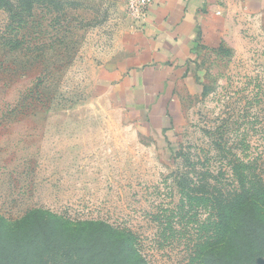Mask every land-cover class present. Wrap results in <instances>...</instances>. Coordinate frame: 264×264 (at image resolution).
<instances>
[{
  "label": "rangeland",
  "instance_id": "rangeland-1",
  "mask_svg": "<svg viewBox=\"0 0 264 264\" xmlns=\"http://www.w3.org/2000/svg\"><path fill=\"white\" fill-rule=\"evenodd\" d=\"M13 1L0 5V215L103 220L143 264H200L230 192L264 180V0H210L223 40L153 107L118 85L126 0Z\"/></svg>",
  "mask_w": 264,
  "mask_h": 264
},
{
  "label": "trees",
  "instance_id": "trees-1",
  "mask_svg": "<svg viewBox=\"0 0 264 264\" xmlns=\"http://www.w3.org/2000/svg\"><path fill=\"white\" fill-rule=\"evenodd\" d=\"M15 11L13 0H0ZM230 192L218 241L200 264H254L264 258V180ZM213 238V237H211ZM219 243V247L215 244ZM129 233L106 221L73 220L37 207L10 219L0 215V264H143Z\"/></svg>",
  "mask_w": 264,
  "mask_h": 264
},
{
  "label": "crops",
  "instance_id": "crops-1",
  "mask_svg": "<svg viewBox=\"0 0 264 264\" xmlns=\"http://www.w3.org/2000/svg\"><path fill=\"white\" fill-rule=\"evenodd\" d=\"M219 15L210 0H156L144 24L132 19V52L119 87L141 106L168 105L199 48L223 40Z\"/></svg>",
  "mask_w": 264,
  "mask_h": 264
},
{
  "label": "built area",
  "instance_id": "built-area-1",
  "mask_svg": "<svg viewBox=\"0 0 264 264\" xmlns=\"http://www.w3.org/2000/svg\"><path fill=\"white\" fill-rule=\"evenodd\" d=\"M156 0H127V11L131 18L142 25L146 22L150 8Z\"/></svg>",
  "mask_w": 264,
  "mask_h": 264
},
{
  "label": "water",
  "instance_id": "water-1",
  "mask_svg": "<svg viewBox=\"0 0 264 264\" xmlns=\"http://www.w3.org/2000/svg\"><path fill=\"white\" fill-rule=\"evenodd\" d=\"M260 264H264V259H262V260L260 261Z\"/></svg>",
  "mask_w": 264,
  "mask_h": 264
}]
</instances>
